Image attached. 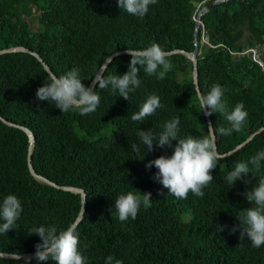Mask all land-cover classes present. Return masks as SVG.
Here are the masks:
<instances>
[{
  "label": "trees",
  "instance_id": "1",
  "mask_svg": "<svg viewBox=\"0 0 264 264\" xmlns=\"http://www.w3.org/2000/svg\"><path fill=\"white\" fill-rule=\"evenodd\" d=\"M212 1L157 0L139 18L120 10L116 0H0V49L28 45L40 52L58 76L76 68L88 85L105 59L116 51L144 49L153 43L164 51H192L197 41L202 93L207 94L218 83L224 89L222 101L227 112L239 102L248 112L246 123L231 136L218 132L221 126H231L226 117L211 115L218 150L225 153L264 126V67L249 54L232 53L264 43V0L215 4L202 16L204 29L199 28L195 37L194 15L199 4ZM33 7L39 10L37 14ZM167 57L173 67L165 79L146 75L141 68V85L130 93L129 100L116 97L110 89L101 90L97 84L99 106L91 114L80 115L78 109L62 113L53 103L36 98L37 89L50 74L35 56L26 52L1 54L0 115L34 131L32 162L37 171L53 169L48 173L51 179L86 190L88 204L77 234L88 264H105L109 255L113 264L116 259L123 264H264V245L255 248L247 238L240 241L239 230L231 233L240 211L251 207L243 194L264 177V161L255 173L257 177L249 174L244 178H251L250 184L237 180L231 187L226 180L235 162L264 151V130L218 161L203 197L190 192L186 199H178L168 194L153 179L158 170L145 167L161 155H171L172 148H156L155 144L151 152L142 144L138 151L131 148L139 128L152 129L158 135L162 125L176 116L180 117V136L208 135V122L192 79V61L182 53ZM130 60L128 53L117 56L104 77L123 75ZM187 74L191 75L189 80L179 81ZM151 93L159 96L164 107L143 123L132 121L131 115ZM80 140L92 151L91 166L82 161L89 155L86 149L68 161V148ZM29 144L23 130L0 119V199L12 194L19 180L35 188L34 192L15 191L23 211L14 228L0 235L2 252H34L42 241L37 234H29L33 228H66L81 209L80 194L33 178L27 161ZM138 190L151 193L150 205H142L135 219L119 221L114 200ZM218 226L226 227L219 231ZM28 258L0 257V264H37Z\"/></svg>",
  "mask_w": 264,
  "mask_h": 264
},
{
  "label": "clouds",
  "instance_id": "2",
  "mask_svg": "<svg viewBox=\"0 0 264 264\" xmlns=\"http://www.w3.org/2000/svg\"><path fill=\"white\" fill-rule=\"evenodd\" d=\"M116 2L120 10H124L129 15L143 18L148 13L149 6L156 4L157 0H116ZM204 3L205 2L199 4V7L197 9L198 12L196 15H194L195 23L197 21H200L198 31L201 27L202 29H204V22L202 20V17H198V13L200 12V10L207 5H204ZM35 9L36 8L33 7V10ZM204 38L206 40H204ZM203 41L208 43L206 37H203ZM195 44L198 45L197 41ZM263 46L264 43H260L243 51L232 53L234 55L249 54L253 59L251 55L252 51L247 50L256 49L258 47H261L262 49ZM10 47H25L40 54L38 50H34L33 48L25 44H16ZM116 52H119V54L114 55V53ZM116 52L108 57L109 62L104 67L103 65L108 58H106L105 61L101 64L95 76L98 75L100 70L103 72V75L97 78V83L95 85L90 84L95 76L91 79L88 85H85L80 77L79 70L73 68L63 75L58 76L56 74L57 76L53 75L48 77L43 86L37 89L36 98L39 101H48L49 103H53L56 108L62 111V113L68 112L71 109H78L80 115H88L95 112L100 104V95L96 91L97 84L101 90L110 89L116 97H123L125 100H129L130 93L134 92L141 85V79L139 78L142 75L140 73L141 68H143L146 75H154L157 79L163 80L166 78V74L173 67V64L170 62L167 54L165 53L169 51H164L160 47V45L156 43H153L149 47L144 49H126ZM125 53H128L131 56L128 71H126L123 75L114 74L104 77L105 72H107L110 64L116 59V57ZM199 54L200 52L198 46V70ZM253 61L264 67V54L261 57V63L255 61L254 59ZM158 69L161 70L158 71ZM191 74L193 79V66ZM223 95L224 89L218 83L212 85L207 94L198 93L197 91L198 101L203 114L205 116H211L213 113L224 115L231 126H221L218 129V132L221 136H231L234 131L239 132L242 126L246 123L248 112L245 110L243 102L237 103L232 111L227 112L226 105L222 101ZM163 107L164 105L161 103L159 96L155 93H151L139 106V110L131 115V120L143 123L147 117L153 116L156 113L157 109ZM3 118L6 119L5 117ZM8 121L11 123H16L14 121ZM16 124L23 125L20 123ZM179 126L180 117L176 116L166 121L162 125V131L158 135L155 134L152 129L142 130L139 128L136 133L137 139L135 137L132 139L131 148L133 149V151H138L139 145L141 144L146 146L148 152L155 150L154 144L156 148H172L171 155H161L158 158L149 161L145 165V167L151 169L154 166L158 170L154 174L153 179L154 181L159 182L164 188H166L168 190V194H171L178 199H186L190 192L197 197H203V189L213 181L214 177L212 175V172L214 169H216L218 161L224 160L226 158L219 152L217 148L215 140V134L217 130L215 129V127H213L214 125L212 126V124L209 123L208 135L195 137L192 134H188L182 137L179 134ZM173 141H176L177 143L173 145ZM105 147H107V145H105ZM68 149L70 150L71 155L68 158V161L77 156L83 149L88 150L89 155L82 161L86 166L92 165V151L89 145L84 140L76 142ZM262 161H264V151H258L247 161L241 160L235 162L233 169L229 171L226 176L228 184L232 187L237 180H242L245 185L250 184L252 182L251 178H244L249 177V174H251V176L253 177H257L255 173L261 169ZM34 172L39 174L42 177V180L32 175L33 178L42 184L53 186L49 184V182L44 180V178H48L49 180L54 181L55 184L59 186L66 185L60 184L49 177L48 173H53V169L37 171L34 167ZM17 183V186L11 191L12 194L4 195L0 199V235H5L8 231L14 228L23 211L21 201L17 198L18 195L15 191L24 189L32 192L35 191L34 186L27 185L26 181L19 180ZM53 187L59 188L55 185ZM243 195L251 204V207L245 208L240 211L239 216L237 217L238 224L232 226L231 233H235L237 230H239L240 241H243L245 238H247L251 241L253 247L259 248L264 245V177H259L251 190L246 191ZM151 201L152 199L150 192L141 194L139 190L138 192L128 191L126 194L119 195L114 200V211L119 221L125 222L129 220V218L135 219L141 206L143 205L145 208H147L150 205ZM74 222L70 223L66 228L63 229H58L55 225H40L39 227L33 228L29 234H37L40 237L42 243H37L35 245L34 257H29L28 260L34 258L37 261V264L48 260L53 261L54 264H88L87 257L79 248L80 241L77 234L78 225ZM218 227L219 231H223L224 227L226 226ZM203 244L201 246H203ZM105 264H113V257L111 255L106 258ZM114 264H123V262L119 259H116L114 261Z\"/></svg>",
  "mask_w": 264,
  "mask_h": 264
},
{
  "label": "water",
  "instance_id": "3",
  "mask_svg": "<svg viewBox=\"0 0 264 264\" xmlns=\"http://www.w3.org/2000/svg\"><path fill=\"white\" fill-rule=\"evenodd\" d=\"M224 1H227V0H214L212 1L211 3L207 4L206 6H204L200 12L198 13V17H202L204 15V13H206L208 10H210L215 4H219L221 2H224ZM199 24H200V21H197L196 22V28H195V37L197 36V33H198V27H199ZM196 41V40H195ZM195 49L193 51H187V50H184V49H174V50H171L169 52H165L167 55L168 54H172V53H183L186 55V57L188 59H190L191 61H193V79H194V83L196 84V89L198 91V93H202L201 92V89L199 87V84H198V75H199V70H198V59H197V54H198V45L195 44ZM16 51H25V52H28V53H31L33 55H35L41 62L42 64L44 65V68L46 69V71L50 74V76H57L53 70L51 69V67L46 63V61L42 58V56L37 53V52H34L30 49H27L25 47H9V48H3L0 50V54H3V53H8V52H16ZM119 54V52H116L114 53V55H117ZM109 62V58L105 61L103 67ZM103 75V72L100 70L98 75L95 76L93 78V80L91 81V85H95L97 83V78L99 76H102ZM207 110V109H205ZM0 119H2V121L6 124H9V125H13V126H16V127H19L21 129H23L28 137H29V141H30V147H29V155H28V166H29V169L31 171V174L34 175L36 178L38 179H41L42 180V177L35 173L34 172V167H33V164H32V153H33V145L35 143V135H34V132L26 127V126H23V125H18L16 123H11L9 122L7 119H4L1 115H0ZM206 119H207V122H208V125L209 123L212 124L213 126V122H212V118L211 116H206ZM214 127V126H213ZM264 130V127H261L256 133L260 132ZM256 133H253L251 134L244 142H242L241 144H238L234 149L228 151V152H225V153H221L222 155L224 156H227L233 152H235L237 149H239L241 146H243L245 143H247L248 141H250ZM215 140H216V144H217V148H218V143H217V136L215 134ZM44 180H46L47 182H49V184L51 185H55L59 188H62V189H65V190H69V191H73L75 193H78L81 195V209H80V212H79V215L78 217L76 218L75 222L74 223H77V225L82 221L83 217H84V213L86 211V207H87V204H88V200H87V197H86V191L83 189V188H79V187H75V186H70V185H57L55 184L54 181H51L49 180L48 178H44ZM34 252H26V253H11V252H2L0 251V257H5V258H13V259H17V258H22V257H33L34 256Z\"/></svg>",
  "mask_w": 264,
  "mask_h": 264
},
{
  "label": "rangeland",
  "instance_id": "4",
  "mask_svg": "<svg viewBox=\"0 0 264 264\" xmlns=\"http://www.w3.org/2000/svg\"><path fill=\"white\" fill-rule=\"evenodd\" d=\"M34 11H35V14H37V13L39 12V10H34ZM204 40H206V39L204 38ZM256 50H257V52H261V51H262V50H261V47L256 48ZM247 51H251V50L248 49ZM262 52H264V51H262ZM251 55H252V57H253V59H254L255 61L261 63L260 60H256V59H257V56H256L253 52H251ZM190 78H191V75H189V74H187V75H185V76L181 75L179 81H181V82H185V81L189 80Z\"/></svg>",
  "mask_w": 264,
  "mask_h": 264
},
{
  "label": "built area",
  "instance_id": "5",
  "mask_svg": "<svg viewBox=\"0 0 264 264\" xmlns=\"http://www.w3.org/2000/svg\"><path fill=\"white\" fill-rule=\"evenodd\" d=\"M250 50L257 56V59L256 60H261V57L264 54V52H262V51H264V46L261 49L262 50L261 52H257L256 49H250Z\"/></svg>",
  "mask_w": 264,
  "mask_h": 264
}]
</instances>
